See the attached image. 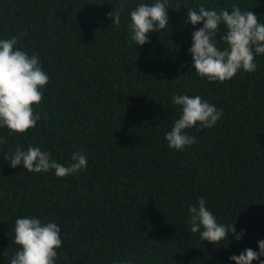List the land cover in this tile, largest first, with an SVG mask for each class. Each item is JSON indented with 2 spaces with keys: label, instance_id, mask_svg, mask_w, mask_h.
<instances>
[{
  "label": "trees",
  "instance_id": "trees-1",
  "mask_svg": "<svg viewBox=\"0 0 264 264\" xmlns=\"http://www.w3.org/2000/svg\"><path fill=\"white\" fill-rule=\"evenodd\" d=\"M154 2L0 0V39L19 36L15 47L38 56L49 76L41 104L33 105L41 115L36 126L11 134L0 127L7 140L0 144V264H10L20 248L17 217L58 224L55 264H235L233 254L259 251L264 54L255 57V72L209 82L191 67L188 51L203 24L185 20L188 7L231 11L236 4L264 23V0H168L167 28L137 46L130 11ZM121 7L116 25L107 14ZM176 94L199 95L223 109L213 127L187 129L197 143L180 151L165 139L181 115ZM17 146L40 147L65 166L79 151L88 164L62 178L54 170L12 168L5 157ZM200 197L218 223L245 230L242 239L233 233L214 245L188 231V207Z\"/></svg>",
  "mask_w": 264,
  "mask_h": 264
},
{
  "label": "clouds",
  "instance_id": "clouds-1",
  "mask_svg": "<svg viewBox=\"0 0 264 264\" xmlns=\"http://www.w3.org/2000/svg\"><path fill=\"white\" fill-rule=\"evenodd\" d=\"M168 0H155L154 3H140L130 11L131 41L137 46L150 43V33L162 32L169 25L167 7ZM115 8L109 12V18L114 23L121 22V11ZM193 26L202 23L203 26L192 32V46L188 49L193 58L192 68L202 78L209 82L223 83L232 79L239 70L255 72L257 64L255 57L264 54V23L259 22L257 14L252 10H241L233 4L228 9L209 10L204 5L196 9L188 7L185 24ZM223 26V27H222ZM19 36L10 39H0V127H7L9 133H25L36 126L41 119L33 105H39L43 99L41 89L49 82V76L43 70L36 55L16 48ZM218 42L227 46L220 48ZM172 103L180 106L181 115L173 123L170 131L165 133V139L170 149L183 150L186 146L197 143L187 129L198 123L203 128H211L223 116V109L199 95L176 94ZM47 119V117H44ZM7 143L6 138H0V144ZM12 168L23 165L29 172H47L54 170L57 177H65L79 172L87 167V157L82 152H74L72 163L65 166L51 158L49 152L40 147L29 146L23 150L17 146L10 155L5 157ZM188 231L199 233L200 238L214 245L235 233L234 239H242L245 230L236 233L234 224L224 225L217 222L214 214L206 207V201L200 197L197 203L188 207ZM61 229L54 221L43 223L36 217H17L14 224V243L20 248L10 258V264H55L57 251L62 245ZM259 251L245 248L239 255L229 257L235 264H252L264 256V240L257 242ZM3 255H7L4 252Z\"/></svg>",
  "mask_w": 264,
  "mask_h": 264
}]
</instances>
